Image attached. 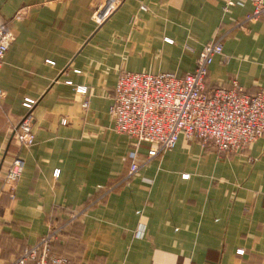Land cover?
Segmentation results:
<instances>
[{"label": "crops", "instance_id": "1", "mask_svg": "<svg viewBox=\"0 0 264 264\" xmlns=\"http://www.w3.org/2000/svg\"><path fill=\"white\" fill-rule=\"evenodd\" d=\"M99 1L0 0L10 38L0 68V264L52 225L62 231L51 253L73 264H264V136L228 156L183 137L156 158L142 145L130 176V142L108 112L120 73L183 77L216 38L228 59L214 58L206 90L236 80L255 95L264 17L239 27L250 3L224 13V0H121L98 25ZM28 114L35 143L20 148L12 129ZM15 155L24 167L11 198L3 180Z\"/></svg>", "mask_w": 264, "mask_h": 264}, {"label": "built area", "instance_id": "2", "mask_svg": "<svg viewBox=\"0 0 264 264\" xmlns=\"http://www.w3.org/2000/svg\"><path fill=\"white\" fill-rule=\"evenodd\" d=\"M121 0H100L92 14L94 23L101 25L120 6ZM250 3L252 11L243 23L251 24L264 17V0H224L222 8L228 13L230 8ZM145 10V8H141ZM21 12L15 16L22 18ZM10 46L7 30L0 27V68ZM223 55L222 38L207 43L195 55V68L192 73L177 77L170 73L122 72L117 78L109 116L114 131L125 136L131 146L129 175H134L139 166L135 163L137 152L142 145L149 146L151 158L171 151L179 137L197 140L203 146H212L219 155L239 154L264 136V89L250 96L243 92L236 80L229 88H218L208 92L205 80L208 69L215 57ZM78 92L86 95V89ZM5 92L0 88V103ZM33 100H25L23 107L31 109ZM62 123L65 124V121ZM12 136L20 148H30L35 143L30 114L13 127ZM24 162L15 155L4 176L12 198L14 185L21 177ZM57 178L58 171L53 173ZM187 178L188 176H183ZM76 219L71 216L70 221ZM62 228H49L48 233L38 243L25 249L11 264H73L62 256L51 253V245Z\"/></svg>", "mask_w": 264, "mask_h": 264}, {"label": "rangeland", "instance_id": "3", "mask_svg": "<svg viewBox=\"0 0 264 264\" xmlns=\"http://www.w3.org/2000/svg\"><path fill=\"white\" fill-rule=\"evenodd\" d=\"M72 215L77 216V214H71V216H72ZM71 216H70V219H71ZM50 228H59V227H57V226H55V225H52ZM61 231H62V230H61ZM60 233H61V232H60ZM60 233H59V234H60ZM62 257H63V256H62Z\"/></svg>", "mask_w": 264, "mask_h": 264}]
</instances>
